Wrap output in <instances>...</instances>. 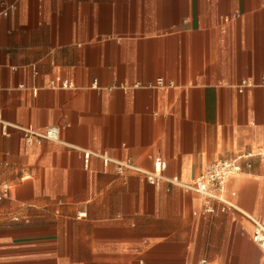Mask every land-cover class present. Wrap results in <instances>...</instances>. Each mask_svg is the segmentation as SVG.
Segmentation results:
<instances>
[{
  "label": "crops",
  "instance_id": "0c3cea01",
  "mask_svg": "<svg viewBox=\"0 0 264 264\" xmlns=\"http://www.w3.org/2000/svg\"><path fill=\"white\" fill-rule=\"evenodd\" d=\"M260 148L264 0H0V264H264V157L168 181Z\"/></svg>",
  "mask_w": 264,
  "mask_h": 264
},
{
  "label": "built area",
  "instance_id": "2783aa9c",
  "mask_svg": "<svg viewBox=\"0 0 264 264\" xmlns=\"http://www.w3.org/2000/svg\"><path fill=\"white\" fill-rule=\"evenodd\" d=\"M7 13V11H5ZM70 82L65 80L62 83L63 87H68ZM24 136L28 142L41 141L43 139L59 140L60 130L56 126L46 128L44 131H37L31 127L22 128ZM89 154H86L88 157ZM255 155L264 157V148H260L258 151H246L238 154L233 158H220L212 162L204 171H202L197 177L190 182H181L177 177L168 179L170 183H176L187 190L194 191L203 197V212H215L216 206L214 202L220 203V209L226 210L228 207H232L233 204L227 197V184L229 180L242 173V160H246L250 165L249 160ZM106 162H109V158L104 157ZM166 163L163 160H157L155 162L154 170L147 172V180L154 185H159L162 180H165L162 171L165 169ZM124 167L134 168L129 162H118L117 168L119 171ZM0 196H6L8 193V185H3L0 191ZM252 241L260 246L264 250V226L260 223H256V227L251 235ZM200 264H207L206 260H202Z\"/></svg>",
  "mask_w": 264,
  "mask_h": 264
}]
</instances>
